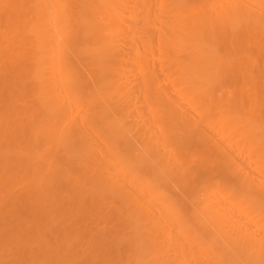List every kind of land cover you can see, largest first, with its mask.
Wrapping results in <instances>:
<instances>
[{"label":"bare ground","instance_id":"bare-ground-1","mask_svg":"<svg viewBox=\"0 0 264 264\" xmlns=\"http://www.w3.org/2000/svg\"><path fill=\"white\" fill-rule=\"evenodd\" d=\"M0 264H264V0H0Z\"/></svg>","mask_w":264,"mask_h":264}]
</instances>
